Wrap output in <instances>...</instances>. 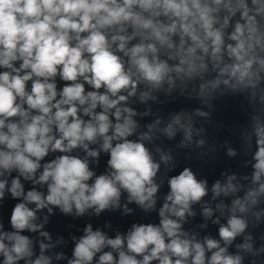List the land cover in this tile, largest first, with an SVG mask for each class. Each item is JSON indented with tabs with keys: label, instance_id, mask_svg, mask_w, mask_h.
I'll list each match as a JSON object with an SVG mask.
<instances>
[{
	"label": "clouds",
	"instance_id": "1",
	"mask_svg": "<svg viewBox=\"0 0 264 264\" xmlns=\"http://www.w3.org/2000/svg\"><path fill=\"white\" fill-rule=\"evenodd\" d=\"M174 93L209 108L218 96L242 94L252 106L242 133L255 147L250 183L224 174L211 187L212 201L230 204L204 201L208 181L185 167L168 179L157 209L156 178L173 156L146 143L179 133V147H203L193 139L204 131L195 119L210 112L157 117L142 130L136 117L151 106L131 104ZM102 153L107 167L97 174ZM227 154L237 155L231 147ZM6 192L18 202L11 230L0 222V264H245L248 255L256 264L264 244L254 247L245 233L249 216L264 217L255 211L264 202V0H0V202ZM125 194L124 215L135 204L156 211L158 223H133L114 237L89 223L72 237L70 258L48 254L64 241L52 242L48 216L38 223V213L99 216L120 209ZM196 204L206 221L214 211L226 217L212 219L219 239L185 230Z\"/></svg>",
	"mask_w": 264,
	"mask_h": 264
}]
</instances>
